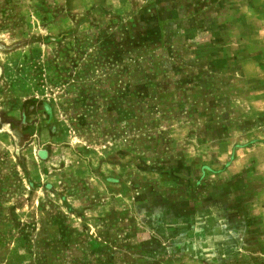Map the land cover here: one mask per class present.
Listing matches in <instances>:
<instances>
[{
	"label": "rangeland",
	"instance_id": "1",
	"mask_svg": "<svg viewBox=\"0 0 264 264\" xmlns=\"http://www.w3.org/2000/svg\"><path fill=\"white\" fill-rule=\"evenodd\" d=\"M0 264H264V0H0Z\"/></svg>",
	"mask_w": 264,
	"mask_h": 264
}]
</instances>
